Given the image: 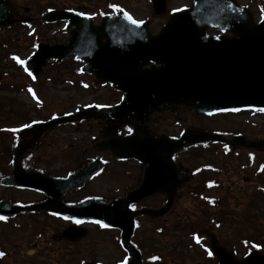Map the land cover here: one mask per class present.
Returning a JSON list of instances; mask_svg holds the SVG:
<instances>
[{
	"label": "water",
	"instance_id": "95a60500",
	"mask_svg": "<svg viewBox=\"0 0 264 264\" xmlns=\"http://www.w3.org/2000/svg\"><path fill=\"white\" fill-rule=\"evenodd\" d=\"M153 4L156 14L164 12L166 0H154ZM16 17L17 11L10 1L0 0V27L12 26ZM46 20L68 21L71 41L67 45H39L24 62L25 69L38 76L48 60L62 62L72 56L81 59L86 64L84 72L94 74L101 83H110L127 95V101L113 109V117L118 121L131 117L144 121L151 112L174 110L179 105L208 116L264 109V18L259 23L253 22L247 8L234 0H195L191 9L174 13L156 36L150 34L147 23H129L120 11L106 16L98 27L90 18L72 12L52 11ZM207 27H216L233 36L210 38L205 34ZM148 65L151 68H144ZM140 132L141 129L130 138L112 136L101 149L109 147L119 158L142 162L145 172L141 185L126 199H91L64 210L66 214L94 217L106 226L121 229L133 257L128 264H142L138 252L127 245L134 228V213L128 211L129 204L165 193L166 205L138 212L159 217L171 210L178 189L190 181L172 162L177 151L208 143L225 144L230 149L264 150V140L252 141L243 135L226 137L190 129L180 139H151L148 133L142 137ZM101 167L87 166L69 176V180L73 183L90 178ZM71 182L59 184L65 189ZM210 243L220 264H264V257L258 253L236 262L215 236Z\"/></svg>",
	"mask_w": 264,
	"mask_h": 264
},
{
	"label": "rangeland",
	"instance_id": "374dc122",
	"mask_svg": "<svg viewBox=\"0 0 264 264\" xmlns=\"http://www.w3.org/2000/svg\"><path fill=\"white\" fill-rule=\"evenodd\" d=\"M15 6L21 10V15H26V9L31 10L37 21L31 25L16 24L11 29H5L0 31V40L5 41L3 46L0 48V72L3 74V79L0 82V106L3 108H9V104L13 102L20 103L23 110L32 112L36 106L32 100V96L35 98H41L46 101V107L42 110L51 114L53 111L56 112H65L68 109H72L77 104L82 106L85 103L95 101L104 103H112L115 101L114 95L105 88L101 89L99 87L91 86V89L80 88L79 86L73 87L76 91L74 94V102H67L63 105H60L59 101L65 98H69L71 93V86L64 84L66 78L69 76V71L75 68V66L70 63L64 64L62 69H53V67L48 68L44 77L41 78V82L30 83L28 84V79L23 72L20 64L16 60H13L12 57H16L17 60H25L30 53L32 52L31 48H28L29 41L26 38L28 35H32L33 32L39 33L41 36L46 38H52L51 40H64L68 36L63 33L61 30V25L57 24L51 27H45L43 23L38 19L42 16L46 10L49 9H59V8H71L83 9L90 14L102 15L113 8L110 6H119L123 7L129 14H131L135 19L148 21L152 24L153 31H156L158 27L167 21L169 17V12L175 9L183 8L191 4L192 0H168V13L166 12L162 16L156 17L153 14L151 0H13ZM241 4L248 5L252 12L257 15L256 20L264 13V0H239ZM11 43V47H8V44ZM52 77L54 83H46L44 80ZM79 80L83 81L84 84L91 83L92 80L86 77H78ZM36 85V88L34 87ZM29 89L35 90V92H29ZM42 102V101H41ZM8 106V107H5ZM188 115L192 118L194 116L191 113ZM250 113L248 114H231L223 116L221 118L210 120V122H203L202 125L198 122V125L204 126L206 128H221L223 130L233 131V132H243L249 137H260L264 136V122L256 119L250 120ZM253 115V113H252ZM259 115V114H256ZM36 116L37 113H36ZM33 118V116H31ZM163 118L170 120L169 116H164ZM159 132L170 131L171 128L159 126L157 127ZM69 135V134H68ZM78 135L82 139L79 143V148L82 149L81 152H84V148H88V143L91 141V134H85L84 129L78 130ZM62 137H64L62 135ZM61 143V146L58 144ZM69 143V140L64 137L61 140V137L57 140L55 145L52 148L43 150L41 153L48 157L59 158L58 163L61 165L65 164V161L69 159L70 154L63 152L62 148ZM87 153V152H86ZM211 153V154H210ZM205 153L202 156L200 152H196L194 155L191 152L183 158L185 167L188 170L196 169L198 166H201V169L205 170H223L218 179L219 188L211 190V194L219 195L223 197L221 202L226 210L221 207L218 210L223 212L226 215L224 219L221 217V220L231 224L228 230L222 231L221 237L225 238V244L229 247H232L233 244L238 243L239 257L246 255V249L243 248L242 242H247L248 239L262 243L261 250L264 254V189L259 190L257 185H264V174L256 175L255 166L253 168L248 167L249 160L243 157L231 159L227 157L228 160L222 159L221 156L216 155V153ZM81 156L88 157L87 155H79L77 164H81ZM255 161V160H254ZM248 164V165H247ZM129 166V165H126ZM57 168V167H56ZM77 165L75 163L74 167L65 168L66 169H76ZM252 169V170H250ZM213 174V175H212ZM211 177L208 178L209 173L204 172L201 176L196 178V184H192L186 190H204L207 186L204 185L207 179H215L212 177H218L217 173H212ZM215 175V176H214ZM130 180L128 178L121 179L112 175L110 180V186L114 192H120L124 189L125 186L129 184ZM96 184V183H94ZM244 191L246 198H241L237 203L232 197V191ZM253 194L256 198V202L259 205L258 207L250 208L247 200V197H250V194ZM227 194V195H226ZM181 202L179 203L178 208H176V213L172 221H176L184 217L183 223H180L179 228H171L165 225L159 226L163 227L165 233L175 229L174 237L168 238L166 236H157L155 232V226L151 224H145L144 229L145 235L139 237V242L142 245V248L145 251V255H149L154 251L160 250L168 256V260H174L177 264H209V261L205 258V253L202 250V247L197 245L198 241L189 237L193 231L196 229L204 228L210 222V217L214 214H209L210 209L207 208L204 200H201L203 203H197L198 198H190L187 195L182 197ZM221 204V203H220ZM221 205V206H222ZM232 215L235 217L232 219ZM191 222V226H195L196 229L191 230L190 225L187 224V221ZM238 221L239 226L237 230H233V223ZM171 221L168 219L167 223ZM146 223V221H145ZM168 223V224H169ZM238 224H235L238 225ZM147 225V226H146ZM158 226V227H159ZM153 228V231L150 229ZM232 228V230L230 229ZM232 231H234L232 233ZM232 233V234H231ZM114 233L110 234V246L100 247L99 244L98 255H95V259L100 261H105L106 263L113 264L119 261L122 258V254L119 252V248L114 241ZM154 236L159 239V241L152 240ZM98 240L102 241L103 237H97ZM192 239L196 242L193 243ZM238 241V242H237ZM98 244V243H97ZM83 246L86 244L83 243ZM105 250H110L109 257H105L103 260L102 255H104ZM171 256L174 259H171ZM206 260V261H205ZM168 261V262H169Z\"/></svg>",
	"mask_w": 264,
	"mask_h": 264
},
{
	"label": "flooded vegetation",
	"instance_id": "af4514ba",
	"mask_svg": "<svg viewBox=\"0 0 264 264\" xmlns=\"http://www.w3.org/2000/svg\"><path fill=\"white\" fill-rule=\"evenodd\" d=\"M26 12L29 15L32 14L29 9H26ZM94 19L95 22L100 20L99 16H94ZM35 20L34 17H26L19 18L18 22H33ZM208 33L211 35L221 34L213 29H209ZM39 109L29 112L17 106L12 111H0V217L5 218L0 220V253H3L0 255V264H83L94 261L95 255H98L99 248H96L99 247V244H101L100 247L110 246L109 230L88 220L69 217L65 219L59 212L64 211V207L67 205H79L84 200L95 196L103 198L125 196L128 191L140 183L142 167L135 162L128 163L132 168L123 171L120 178H128L130 182L120 192L113 191L114 188L110 186L111 177L106 175V178H95L88 184L76 188L73 192L69 191L63 195L60 190L53 189V179H61L58 177L66 176L72 170L66 169L65 171L64 169L74 167L75 163L79 166L98 157L95 139L104 136L107 127L102 122H90L86 117H83L79 122L80 125H64L50 131L45 130V127L40 124L30 128L33 123L48 122L57 117V115L47 117V112H43L41 107ZM52 113L56 114L57 112L53 111ZM158 119L155 118V120ZM198 122L202 125L203 122L210 121L207 118L185 116L181 123L186 127H191V124L193 127H199L201 125H198ZM161 123L163 126L167 124L166 121ZM157 124L156 122L155 125ZM79 127L84 129L85 134L95 136L94 141L88 143V148H84L85 153L81 152L82 149L79 148L80 140L82 141L78 135ZM206 129L210 130L211 128ZM152 130L155 132L154 129ZM181 131L182 129L178 127L176 131L172 130L169 133L162 132L161 134L177 136ZM130 132L131 128L122 127L120 133L128 134ZM62 135L69 140L62 150L71 156L64 165L58 163L57 156L53 158L41 153L43 150L52 148L60 137L62 140L64 138ZM58 144L61 146V143ZM87 154H89L88 157L81 156V164L78 165V156ZM103 158L108 162L105 168L106 172L118 163L122 166L124 164L115 161L108 153L104 154ZM15 160L21 162V165L26 169L43 171L55 178H43L44 176L38 174L34 176L36 178H7L9 174L14 173ZM24 174L25 172L21 170L17 172V175L24 176ZM151 198L154 199L147 201L148 206H160L165 200L163 196L158 195ZM158 198L161 201L157 200ZM142 206L144 205L135 207L138 209ZM172 216H174L173 213L161 224L173 228V225L167 223L168 218L172 219ZM77 220L80 223H75ZM150 222L151 226L159 224ZM142 230H144L143 236L146 229L142 228ZM150 231H153V228ZM100 236L103 237L102 241L97 239ZM136 237L137 234L134 237V242ZM83 243L86 245L83 246ZM103 251L102 258L104 260L105 257H109L110 250L103 249Z\"/></svg>",
	"mask_w": 264,
	"mask_h": 264
},
{
	"label": "snow or ice",
	"instance_id": "6c2138e0",
	"mask_svg": "<svg viewBox=\"0 0 264 264\" xmlns=\"http://www.w3.org/2000/svg\"><path fill=\"white\" fill-rule=\"evenodd\" d=\"M110 7L113 8V11H114V12H115V11L123 12L124 19L127 20L129 23L137 24V25H138L139 23H142V21H141V22H137V21L133 20L132 17H131L127 12H124V11H123V9H119V8H117L116 6H110ZM229 7H230V6H229ZM12 59H13V60H16L17 63H19V64H23V61H22V60H17L16 57H12ZM25 71H27V69H25ZM28 74H29L30 76L32 75L31 72H29ZM31 91H32V90L29 89V92H31ZM33 98H35V97H33ZM232 111H235V109H233ZM259 111H264V109H259ZM26 127H27V125H26ZM3 219H5V218H4V217H0V220H3ZM65 219H67V217H65ZM75 223H80V221L77 220V221H75ZM94 223H99L101 227H106V225H104L103 223H100V221H94ZM253 247H255V245H253ZM0 255H3V253H0ZM209 255H211V253H209Z\"/></svg>",
	"mask_w": 264,
	"mask_h": 264
}]
</instances>
